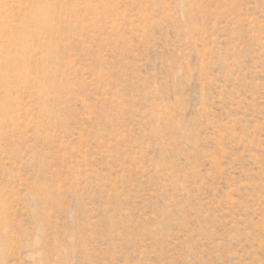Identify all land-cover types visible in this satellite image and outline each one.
I'll list each match as a JSON object with an SVG mask.
<instances>
[{
    "label": "rangeland",
    "instance_id": "1",
    "mask_svg": "<svg viewBox=\"0 0 264 264\" xmlns=\"http://www.w3.org/2000/svg\"><path fill=\"white\" fill-rule=\"evenodd\" d=\"M2 21L0 264H264V0Z\"/></svg>",
    "mask_w": 264,
    "mask_h": 264
},
{
    "label": "bare ground",
    "instance_id": "2",
    "mask_svg": "<svg viewBox=\"0 0 264 264\" xmlns=\"http://www.w3.org/2000/svg\"><path fill=\"white\" fill-rule=\"evenodd\" d=\"M0 36L4 38L5 42H6V40L8 41V37H7V34H6V24L3 21L0 23ZM5 52H6V50L4 48H0V58L3 55L6 56ZM0 72H1V75L2 74L4 76L7 75L6 65H5V63H1V61H0Z\"/></svg>",
    "mask_w": 264,
    "mask_h": 264
}]
</instances>
